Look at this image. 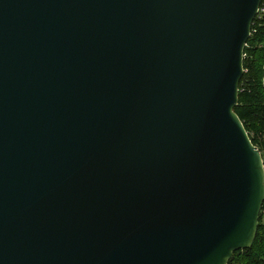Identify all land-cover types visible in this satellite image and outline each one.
Masks as SVG:
<instances>
[{
	"label": "water",
	"instance_id": "water-1",
	"mask_svg": "<svg viewBox=\"0 0 264 264\" xmlns=\"http://www.w3.org/2000/svg\"><path fill=\"white\" fill-rule=\"evenodd\" d=\"M262 0H0V264H228L264 164L234 112Z\"/></svg>",
	"mask_w": 264,
	"mask_h": 264
},
{
	"label": "trees",
	"instance_id": "trees-1",
	"mask_svg": "<svg viewBox=\"0 0 264 264\" xmlns=\"http://www.w3.org/2000/svg\"><path fill=\"white\" fill-rule=\"evenodd\" d=\"M243 69L234 112L251 143L259 150L264 164V15L255 18L251 24L250 36L244 47ZM263 211L264 202L252 247L235 252L228 264H264Z\"/></svg>",
	"mask_w": 264,
	"mask_h": 264
},
{
	"label": "built area",
	"instance_id": "built-area-1",
	"mask_svg": "<svg viewBox=\"0 0 264 264\" xmlns=\"http://www.w3.org/2000/svg\"><path fill=\"white\" fill-rule=\"evenodd\" d=\"M264 15V4L262 5H260V7H259V9L257 10V13H256V16H255V18H261L262 16ZM254 18V19H255ZM246 46V45H245ZM244 56V55H243ZM245 70L243 69V72H244Z\"/></svg>",
	"mask_w": 264,
	"mask_h": 264
},
{
	"label": "rangeland",
	"instance_id": "rangeland-1",
	"mask_svg": "<svg viewBox=\"0 0 264 264\" xmlns=\"http://www.w3.org/2000/svg\"><path fill=\"white\" fill-rule=\"evenodd\" d=\"M262 221L264 222V211L262 213Z\"/></svg>",
	"mask_w": 264,
	"mask_h": 264
},
{
	"label": "crops",
	"instance_id": "crops-1",
	"mask_svg": "<svg viewBox=\"0 0 264 264\" xmlns=\"http://www.w3.org/2000/svg\"><path fill=\"white\" fill-rule=\"evenodd\" d=\"M263 86H264V78H263Z\"/></svg>",
	"mask_w": 264,
	"mask_h": 264
}]
</instances>
